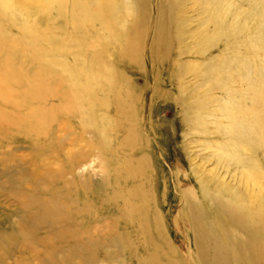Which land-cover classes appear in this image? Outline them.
<instances>
[{
  "label": "rangeland",
  "instance_id": "1",
  "mask_svg": "<svg viewBox=\"0 0 264 264\" xmlns=\"http://www.w3.org/2000/svg\"><path fill=\"white\" fill-rule=\"evenodd\" d=\"M36 1L0 0V264H136L143 194L165 261H213L199 179L264 190V0H113L82 36L67 0ZM241 225L237 252L264 242Z\"/></svg>",
  "mask_w": 264,
  "mask_h": 264
},
{
  "label": "bare ground",
  "instance_id": "2",
  "mask_svg": "<svg viewBox=\"0 0 264 264\" xmlns=\"http://www.w3.org/2000/svg\"><path fill=\"white\" fill-rule=\"evenodd\" d=\"M30 1L31 0H29V3ZM67 1L70 4L71 8L76 7V9H73V11H77L76 16H78V18L75 19L73 16L71 17L70 22L73 23L72 26L74 30L81 34L80 36L88 34L89 31L83 32L79 30L78 27L88 28L92 17H95V15H98L99 18H105L106 20H110L111 14H109V8L110 6H114L113 0H99L98 3H94L93 0H83L82 5L85 6L84 9L86 10V12H84L85 14H82L78 12V10H81L82 8L78 7V5L74 3V0ZM65 3L67 2L63 0L61 4L56 3L59 5L56 10L58 14L59 11L68 9V7L65 8ZM84 16L87 17L85 19H82V17ZM75 20H77L78 24ZM221 21L222 19H217V28L219 30H222L220 29V26H223ZM255 104L257 108L252 107L250 109H234L232 111V114L235 115L233 117L235 118L234 121H236L237 119L240 121L241 125L244 126L247 119H256L257 117H260L258 102H255ZM245 130L246 127L244 126L242 132L236 130L233 131L236 133L235 136H237L243 135L246 132ZM254 131L259 132L258 128ZM253 144L255 145L254 140H251L249 142L250 151H253L254 149ZM233 148L236 150H243V148H245L244 143L237 141L233 144ZM247 148L248 146L246 147V149ZM245 167H250V169L246 170L247 174H249L250 172L252 173V171L255 172L256 167L254 159L252 164H247ZM199 181L202 183L200 187L201 195H205V201L208 206V212H210V215L213 217L212 219L215 222V227L206 228L202 226L201 224L203 219V213L201 211H197V217L199 218V222L201 223V232H203V234L209 240L210 257L208 258L213 259V261L211 260L210 262H207L209 260L205 261L203 258H198L196 259L197 264H224L228 262L229 257L233 258L236 257L238 254L243 255L241 264H264V250L262 252L264 242L260 238L255 236L254 240L244 239L243 241H237L238 245L242 249V252H237L232 237V231H234L233 228L235 229V225L239 223H242L241 228L246 227L247 229L254 231H259V228L264 224V190L249 187L253 185V181L250 177H245L243 180V184L244 186H246L247 195L238 194L234 197V199L229 202V199L226 197L225 188L222 187L219 183H216L215 180L209 178H207V180H204V178H200ZM86 187L88 191L89 186ZM115 196L116 198H119V201L122 199L121 193H116ZM143 197L144 194L143 196H140L138 204H136L134 208V215L131 214V216L129 217L130 222H139L138 233L140 234V237L138 236V239L141 238L143 248L145 250V254L134 255V258L137 259L136 264H172L169 261H165L167 256L160 250L156 241L158 235L156 234L153 236L151 234V223H148V221H151V219L148 213L149 210L146 200ZM241 218H243L242 222ZM129 237L130 235L127 234L126 236H123L122 234L119 236L120 244L122 245L123 249L124 242H126V238ZM160 237V240L166 241L163 236L160 235ZM136 242L138 246V240ZM91 245L92 243H88L87 246L89 247ZM131 246V250H133L135 248L134 244H131ZM248 249H250V251H248ZM246 251H248V254L246 253ZM191 258L192 260L194 259L193 256H191Z\"/></svg>",
  "mask_w": 264,
  "mask_h": 264
}]
</instances>
